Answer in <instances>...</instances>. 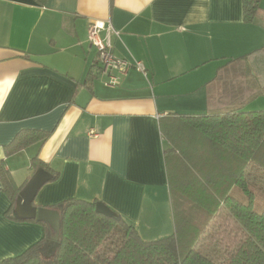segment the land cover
Listing matches in <instances>:
<instances>
[{
    "label": "crops",
    "instance_id": "1",
    "mask_svg": "<svg viewBox=\"0 0 264 264\" xmlns=\"http://www.w3.org/2000/svg\"><path fill=\"white\" fill-rule=\"evenodd\" d=\"M262 15L244 21L243 0H0V162L24 186L36 155L57 178L35 205L68 198L104 202L154 240L175 231L162 120L208 110L207 83L234 58L248 65L264 109ZM103 21L121 60L141 61L108 85L89 28ZM119 32V33H116ZM97 66V67H96ZM93 79L87 81L89 73ZM51 131L44 142L6 156L20 131ZM0 179V264L40 241L45 226L7 215Z\"/></svg>",
    "mask_w": 264,
    "mask_h": 264
},
{
    "label": "trees",
    "instance_id": "2",
    "mask_svg": "<svg viewBox=\"0 0 264 264\" xmlns=\"http://www.w3.org/2000/svg\"><path fill=\"white\" fill-rule=\"evenodd\" d=\"M262 10L260 0H243L244 21L253 22ZM251 55L228 61L206 84V113L162 120L174 211L178 206L172 235L146 240L118 212H97V200L68 198L50 207L61 214L59 245L50 253L54 231L45 221L16 216L25 185L16 184L2 160V190L11 201L7 215L39 222L46 229L40 241L3 264H264V208L255 209L250 188L252 182L264 184V109H244L263 94L257 82L248 84L250 75L255 79L248 65ZM92 79L90 72L87 81ZM51 133L20 131L5 154L44 143ZM31 167L34 173L50 170L39 155L32 158ZM236 187L247 195V203L233 194Z\"/></svg>",
    "mask_w": 264,
    "mask_h": 264
},
{
    "label": "water",
    "instance_id": "3",
    "mask_svg": "<svg viewBox=\"0 0 264 264\" xmlns=\"http://www.w3.org/2000/svg\"><path fill=\"white\" fill-rule=\"evenodd\" d=\"M53 178V174L45 168H39L28 183L20 191L17 198L15 214L20 219H37L47 222L54 231L49 241L50 253H54L59 245L61 214L57 209L35 205V198L40 189ZM96 210L107 216H115L116 212L104 202H97Z\"/></svg>",
    "mask_w": 264,
    "mask_h": 264
},
{
    "label": "built area",
    "instance_id": "4",
    "mask_svg": "<svg viewBox=\"0 0 264 264\" xmlns=\"http://www.w3.org/2000/svg\"><path fill=\"white\" fill-rule=\"evenodd\" d=\"M104 28H106V26L103 21H95L90 25L88 37L90 43L98 49V56L101 62L102 71L109 75V80L106 83L108 85L118 84L119 76L114 74L113 71L117 70L120 73H124L131 66H135V68L146 74V67L141 61L134 60L133 62H129L127 60H121L115 56L114 47L110 40V34L114 32V28L111 25L107 27L109 34L107 39L101 36V31Z\"/></svg>",
    "mask_w": 264,
    "mask_h": 264
},
{
    "label": "rangeland",
    "instance_id": "5",
    "mask_svg": "<svg viewBox=\"0 0 264 264\" xmlns=\"http://www.w3.org/2000/svg\"><path fill=\"white\" fill-rule=\"evenodd\" d=\"M250 188L253 190L255 194V209L257 211H262L264 208V184L261 181L258 182H252L250 185ZM233 194L241 201L248 202V197L247 195L241 191L238 187L234 188ZM172 200V199H171ZM172 211L173 213H177L178 211V206L175 204V211H174V206L172 203ZM175 232V231H174Z\"/></svg>",
    "mask_w": 264,
    "mask_h": 264
}]
</instances>
